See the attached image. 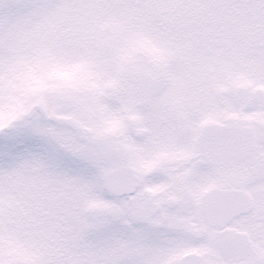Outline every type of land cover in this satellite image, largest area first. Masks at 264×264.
<instances>
[{"label": "snow or ice", "instance_id": "obj_1", "mask_svg": "<svg viewBox=\"0 0 264 264\" xmlns=\"http://www.w3.org/2000/svg\"><path fill=\"white\" fill-rule=\"evenodd\" d=\"M0 264H264V0H0Z\"/></svg>", "mask_w": 264, "mask_h": 264}]
</instances>
